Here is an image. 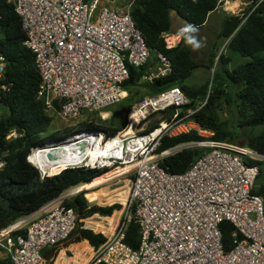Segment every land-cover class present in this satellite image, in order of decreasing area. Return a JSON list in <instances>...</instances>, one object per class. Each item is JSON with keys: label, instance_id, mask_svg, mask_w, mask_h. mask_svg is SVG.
Masks as SVG:
<instances>
[{"label": "built area", "instance_id": "obj_1", "mask_svg": "<svg viewBox=\"0 0 264 264\" xmlns=\"http://www.w3.org/2000/svg\"><path fill=\"white\" fill-rule=\"evenodd\" d=\"M9 1L20 19L24 45L33 54L40 77L36 99L50 117L71 122L84 112L100 114L116 105L126 96L122 85L129 77V67H143L151 58L150 48L132 21L131 2L118 7L106 5L112 0ZM155 56V70H149L142 81L151 82L171 72L169 60L159 53ZM5 65L0 54V96L9 91L2 83ZM187 104L184 93L172 87L135 103L126 127L112 137L106 138L100 129L76 131L97 134V141L113 146L104 159L106 163H100L97 156L91 163L82 161L67 168L110 169L131 164L134 170L128 180L127 210L112 227L99 216L78 219L72 208L63 205L71 194L64 192L2 228L1 252L12 264H46L41 252L52 249V264H82L72 250L63 247L80 224L81 229L105 237L97 248L87 243L90 250L83 252V264H264V200L252 193L258 168L250 163L264 156L243 145L213 140L212 131L189 119L196 110L187 109L179 116ZM169 108L175 113L163 120L158 130L155 127L148 133L127 134L128 129ZM132 113L138 117L134 126L129 121ZM191 131L200 140L157 151L164 138ZM17 135L12 130L6 138ZM186 149L206 153L181 174H171L160 165L163 158ZM32 156L31 151L26 161L41 177L47 176L30 161ZM2 166L0 162V169ZM132 218L139 226L136 249L125 243ZM224 221L233 226L229 251L224 250L221 240ZM96 222L111 231L95 230L91 223Z\"/></svg>", "mask_w": 264, "mask_h": 264}, {"label": "trees", "instance_id": "obj_2", "mask_svg": "<svg viewBox=\"0 0 264 264\" xmlns=\"http://www.w3.org/2000/svg\"><path fill=\"white\" fill-rule=\"evenodd\" d=\"M222 1L132 0L130 15L134 25L140 31L151 52L154 55L162 54L169 60L171 72L154 78L151 82L142 81V77L149 72L148 61L143 67H129V77L122 87L128 95L135 94L136 88H147L151 93L150 96L178 87L189 100V104L182 107L179 116H183L187 109L196 110L189 119L201 128L212 131L213 140L234 143L239 133L228 131L226 123L219 119L217 110L221 102L234 105L238 129L264 124V0H247L248 5L241 15L224 17L219 36L227 41V50L232 56L237 57L236 60H244L240 61L233 70H224V74L215 69L211 83L206 82L196 89L186 87V79L200 64L192 58L190 49L183 40L175 46L167 47L164 39V35L169 34L172 29V19L169 17L172 9L188 26L198 28L204 25L208 15L216 10ZM173 39L175 38H170V40ZM24 41L25 34L21 28L20 19L14 12L12 2L0 0V54L4 56L6 64L2 83L9 88V91L0 96V111H2L0 112V162L3 163L0 169V196L10 201L8 209L0 207V230L19 217L39 210L64 191L87 184L107 170L106 168L90 169L84 166L65 167L49 176L41 177L37 168L26 161L32 149L39 147L53 136L47 133L52 119L45 112L42 102L36 99L40 77L34 64L33 54L24 45ZM154 58L157 61L156 56ZM219 58L223 65L226 64L227 61L222 58V55ZM199 106L201 107L198 109ZM131 107L132 104L129 103L125 109V116H128ZM172 109L169 108L161 114H170ZM170 118V116L164 117L162 121ZM162 121L152 123L143 133L152 131L163 123ZM83 125L84 128L105 131L106 138L120 131V129L106 128L91 122ZM12 130L18 135L13 139H7L6 136ZM196 140H200V137L194 131L174 138H164L157 151ZM243 146L264 156V132L247 138ZM204 153L206 150L203 149L182 150L163 158L160 165L171 174H181ZM30 160L34 164L31 158ZM250 163L258 168L252 193L264 200V162L251 161ZM86 191H88L87 199L90 202L101 203L106 198L112 202L115 196L122 202L126 196L125 192L123 195L117 194L103 199L96 194V190L87 189ZM63 205L72 208L78 219H85L95 213L106 216L104 220L109 225L112 222L115 224L117 216L120 215V211H115L120 208L118 204L106 207L90 205L82 192L71 200L63 202ZM91 224H94L95 230H98L96 228L110 230L100 222ZM220 229L223 248L229 251L233 247L231 236L233 226L224 221ZM81 241L85 243L78 245ZM86 241L91 247L97 248L105 241V237L94 234L91 230L81 229L78 224L66 245L77 243L71 247L74 249L75 256L81 259L77 255L76 248L83 244L87 245ZM125 243L133 249H136L139 244V226L133 218L125 232ZM0 264H12V262L8 256H5L0 258ZM46 264L52 263L47 261Z\"/></svg>", "mask_w": 264, "mask_h": 264}, {"label": "rangeland", "instance_id": "obj_3", "mask_svg": "<svg viewBox=\"0 0 264 264\" xmlns=\"http://www.w3.org/2000/svg\"><path fill=\"white\" fill-rule=\"evenodd\" d=\"M131 1L132 0H112V3L106 2V5L107 6L116 5L118 7H121L130 3ZM235 1L236 0H224L218 5V7L214 12H211L208 15L207 20L203 26L194 28L195 31L190 30L187 33L185 31L186 23L175 13L173 14V17L171 18L173 23L171 32L169 34L164 35V39L167 47L175 46L180 40H183V42H185L188 48H190L192 58L200 64V66L194 71H192L190 76L186 79V87L191 89H196L199 86L204 85L206 82L211 83L215 69L219 71L221 74H224V70H233L240 63V61L244 60V59H239L240 61L236 60L235 58L237 57L232 56L227 50V46H226L227 41L219 36L221 31V24L224 17L241 15L243 10H245V8L248 5L247 0H239L240 4L237 8V11L229 12L228 8H225L224 4L227 2L232 3ZM102 2L105 3L104 0H102ZM170 38H175V39H173L174 40L173 41L170 40ZM220 55H222V58H224V60L227 61L226 64L223 65L221 63V59L219 58ZM154 56L155 55L152 53L151 58L149 60L150 63L149 70L151 69L155 70L157 66V61L155 60ZM134 93L135 94L133 95L132 94L128 95L126 92V96L124 100H121L116 105L107 108L106 110L102 111L100 114L94 112H84L77 119L71 122H65L56 116L51 117L52 120L47 130V133L53 137L43 142L41 145H39V147L41 148L49 144H59L61 141L71 139L72 135L76 133V131L84 129L83 124H87L89 122L106 128H115L120 130L122 128L124 129L128 122V116H125V109L127 105L131 103L133 107L135 103L139 102L145 97H150L149 94H151L149 93L147 88H143V87L134 89ZM127 98L128 101H126ZM174 113L175 110L172 109L170 110V114H161V112L153 114L149 116L144 123H141L137 127L133 128L132 131L134 134H140V133L142 134L150 125H152V123L161 122L164 117H169V116L172 117ZM217 113L219 119L226 123L228 131H235L239 133L238 137L234 141L235 144L243 145L246 142L247 138L259 135L264 132V124L256 127H244L238 129L236 109L232 104L226 105L225 102H221V106L217 110ZM261 161L264 162V159H262ZM127 166H128V170H124V168ZM107 173H109L112 178L100 186H97L95 188L81 189L78 190L77 193H74L77 186L64 191V192H69L71 194H69V196L66 199H64L63 202L67 200H71L77 194L82 192L84 198L90 205L106 207V206H111L113 204H118L120 208L115 211H120L121 212L120 215L124 214L125 211L127 210L126 201L124 202V204H122L119 200H117V198L119 197L115 196V200L109 202V198L106 197L114 196L117 194L123 195L126 191H128V187H127L128 180L133 176L134 170L132 169L131 164L120 165V166H114L110 169L108 168L103 175ZM87 189L96 190L97 191L96 194H98L99 197H103V199L104 198L106 199H104L101 203H99L98 201H94V202L88 201L87 199L88 191H86ZM95 216L106 218V216H101L100 214L97 213L91 215L88 218L96 219ZM113 217L114 215L112 216V218ZM118 217L119 216H117V219ZM113 225H114L113 222L110 223V226ZM96 229L106 232L103 229H99V228ZM84 241L79 242L78 245L81 243H85ZM71 244L74 243H70L69 245H66L65 243L63 247H67L68 250L73 251L74 249L71 247L72 246ZM89 250L90 249L85 244L80 245L76 248L77 255H79V257L81 258L82 264L85 263L86 260L83 256V252L85 251L88 252ZM68 252L70 253V251ZM1 257H5V256L4 254L2 255V252L0 250V258Z\"/></svg>", "mask_w": 264, "mask_h": 264}, {"label": "bare ground", "instance_id": "obj_4", "mask_svg": "<svg viewBox=\"0 0 264 264\" xmlns=\"http://www.w3.org/2000/svg\"><path fill=\"white\" fill-rule=\"evenodd\" d=\"M239 4V0H236L232 3L227 2L224 5L225 8H228L229 12H233L237 11ZM129 121L131 122V126L138 124V117L136 116V114L132 113L130 115ZM159 126L156 128V130H158ZM132 133V129L127 130V134ZM76 134V136H72V138L66 142L45 145L41 148H35V151L32 149L31 151L35 154V157L32 156L30 158L32 159L34 164L37 165V167H39L40 170H42V172L45 173L47 176H49L53 172L58 171L59 169L65 168L69 165L78 164L82 161L91 163L97 160V156H100V158H98L100 163H106L104 159L110 153L109 150H111L113 144L108 143L103 145L102 142L97 141V138L90 135L88 136L87 133L81 134L79 132ZM124 170H128V166L125 167ZM111 178L112 177L109 173L101 175L87 184L77 186L74 193H77V191L81 189L95 188L97 186H100L105 182L109 181ZM127 192L128 191H126L125 199L121 202L122 204H124L127 199ZM110 231L111 230L106 231L104 233L107 234Z\"/></svg>", "mask_w": 264, "mask_h": 264}, {"label": "crops", "instance_id": "obj_5", "mask_svg": "<svg viewBox=\"0 0 264 264\" xmlns=\"http://www.w3.org/2000/svg\"><path fill=\"white\" fill-rule=\"evenodd\" d=\"M215 11V10H214ZM213 11V12H214ZM172 25H173V23H172ZM190 29H192L190 26H188L187 24H186V29H185V31H186V33L188 32V31H190ZM194 29V28H193ZM184 31V32H185ZM178 44V43H177ZM190 49V48H189ZM190 54H191V51H190ZM87 242V241H86ZM88 243V242H87ZM76 244V243H75ZM71 245H73V244H71ZM70 245V246H71ZM88 247V246H87ZM89 248V247H88ZM4 254V256H5V253L4 252H2V255ZM41 254H42V257H43V259L45 260V262H47V261H49L50 262V260L53 258V255H54V251L52 250V249H45V250H43L42 252H41Z\"/></svg>", "mask_w": 264, "mask_h": 264}, {"label": "water", "instance_id": "obj_6", "mask_svg": "<svg viewBox=\"0 0 264 264\" xmlns=\"http://www.w3.org/2000/svg\"><path fill=\"white\" fill-rule=\"evenodd\" d=\"M174 13L176 14V11L172 9L169 12V17L172 18ZM94 137H97V134H95ZM9 206H10V201L7 200V199H2L1 196H0V207H2L4 209H8Z\"/></svg>", "mask_w": 264, "mask_h": 264}, {"label": "clouds", "instance_id": "obj_7", "mask_svg": "<svg viewBox=\"0 0 264 264\" xmlns=\"http://www.w3.org/2000/svg\"><path fill=\"white\" fill-rule=\"evenodd\" d=\"M190 30L195 31V29H190Z\"/></svg>", "mask_w": 264, "mask_h": 264}]
</instances>
